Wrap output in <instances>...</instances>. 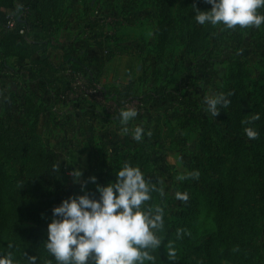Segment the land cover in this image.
I'll return each mask as SVG.
<instances>
[{"label": "rangeland", "instance_id": "374dc122", "mask_svg": "<svg viewBox=\"0 0 264 264\" xmlns=\"http://www.w3.org/2000/svg\"><path fill=\"white\" fill-rule=\"evenodd\" d=\"M120 2L121 7L124 8L134 4L150 11L147 13L149 21L154 23L158 31L161 29L163 33L166 32L165 39L168 43L174 42L179 37H185L196 26H200L195 21L194 6L203 11L211 8L206 0H121ZM260 11L264 12V9ZM171 27L173 31H170ZM204 27L207 30L206 45L198 55L188 54L184 45L165 47V54L172 57L169 67L172 68L170 65H174L178 70L171 77L172 79L170 78L168 87L169 74L166 71H164L165 77L161 76V83L158 86L150 83L147 74L144 78L139 76V82H146L145 87L149 84L153 88H146L144 94L136 100L138 88L130 86L124 98V107L137 110L138 115L127 125L130 131L123 132L117 138L111 134H104L100 121L90 124L82 110H77L76 118L71 119L68 110L64 111L67 108L62 105L57 106L60 100H57L55 95L48 92L39 93V76L30 66H25L20 78L19 75L10 74V76L0 71V119L5 125H10L13 130L19 131L20 124L28 119V116L20 117L18 114L21 109L17 105L20 94L23 98L24 95H29L33 104L37 105L39 100L46 103L41 143L47 162L55 166L58 171L51 182L53 190H56L61 197V202L71 196L83 194L81 185H86L89 195L98 199L97 184L104 186L114 182L116 173L126 161L140 167L146 179L153 182L157 189L163 190V196L159 191L153 192L152 200L146 202L153 210L160 205L164 217V226L157 233L163 244L152 252L156 258L154 264H233L235 258L230 237L226 234L233 232L234 228L229 229V225L234 222V218L227 212L219 218L215 210L209 207L205 195L208 192L207 187L215 179L219 186L218 192L224 201L223 205L232 202L235 208L240 204L244 182L241 177L232 182L229 173L231 159L227 152H224L223 147L219 151L216 148L217 141L225 133L221 123L223 119H228L227 111L212 117L205 110L203 103L205 96L220 92L227 94L228 77L239 75L246 91L251 93V97L243 101L247 117L259 113L260 119L264 122V105L258 108L252 107L253 99L258 95L259 84L264 81V25L259 29L241 28L236 35L230 34L226 29L222 30V26L214 27L206 24ZM156 34L155 37L158 38ZM127 53L128 56L125 55L118 66L127 65L126 59L130 57L129 52ZM8 61L12 64L10 59ZM113 67L114 62L112 70ZM160 69L161 66L159 71ZM172 81L175 84L174 88H171ZM14 82L17 83L18 88L9 91L11 83L13 87L15 86ZM19 84L22 85V90ZM26 84L34 91L29 92L30 88L27 89ZM10 92L12 94H9ZM52 96L56 98L55 102ZM54 106L59 109V115L48 110ZM35 107H29V115H33ZM252 109L254 112L251 111ZM103 119L102 121L105 122L106 116H103ZM136 126H141L146 133H155L158 137L145 135L144 139L137 142L132 138L131 132ZM120 127L123 131L124 126ZM253 127L257 129L256 125ZM67 134L70 135L63 137ZM201 156L203 158L198 168L196 164ZM193 170H199L198 179L177 180L178 175ZM2 171L1 189L9 199L15 188L16 172L5 163L2 164ZM75 171L82 173L78 180L72 175ZM205 174L209 176L208 179ZM91 176L97 178L95 184L89 182ZM196 180L201 187L197 192L192 186ZM176 191L187 192L188 201L176 200L174 196ZM180 214L184 215L183 233L191 244L187 249L176 250V256L172 258L168 256L166 249L175 235L172 225ZM254 221L256 235L247 251L253 258L251 264H264V216H256ZM220 222L222 231L226 235L222 236L219 232ZM10 225L7 223V230L0 238V254L7 253L5 244L10 233ZM16 231L22 242V251L14 260L15 264H28L29 257H35L36 264H56L46 249L43 251L37 246L39 233L35 232L32 217L23 212L22 218L17 222ZM40 240L44 245L47 240L46 229Z\"/></svg>", "mask_w": 264, "mask_h": 264}, {"label": "trees", "instance_id": "16d2710c", "mask_svg": "<svg viewBox=\"0 0 264 264\" xmlns=\"http://www.w3.org/2000/svg\"><path fill=\"white\" fill-rule=\"evenodd\" d=\"M35 3H28L27 6L36 10L38 7V16L36 21L47 27L54 28L59 26L66 16L67 0H35ZM21 9V8H20ZM14 7V0H0V58L16 57L17 59H31L33 68L39 76V66H44L49 71V76L54 74V68L50 61L49 55L46 53V42L39 40V32L27 31L31 28V20L27 16L21 14V10ZM211 9V8H210ZM9 15L14 18V27L6 28V20ZM50 29V28H49ZM239 26L234 30L226 29L230 34H235L240 30ZM165 30H167L165 28ZM157 45L155 51V64L159 70L163 57L166 55L165 47H175L184 45L186 50L193 55H198L204 50L206 45V34L204 25L196 26L192 32H189L185 37H179L174 42L168 43L165 39V31L156 29ZM172 30V27L170 29ZM37 37V38H36ZM65 66L59 70L64 73L67 84L59 86L54 91L57 97L59 93L64 95V92L71 90L70 82L71 75L66 73L67 69L73 72L80 70L76 61L68 56H65ZM5 67V64L3 65ZM66 73V74H65ZM233 71H231V74ZM231 75L228 77L227 91L232 93L228 99L232 105L227 108H221V114L227 111L228 119H223L222 127L225 131L224 136L217 141L216 146L219 151L224 148L231 159L230 175L232 182L236 178L241 177L243 184L242 198L240 204L234 208L232 202H228L226 206L223 204V199L218 192V184L214 179L211 185L207 187L208 192L205 195L208 198L209 207L215 210L219 218L227 212L234 218L229 229L233 232L226 233L230 237V242L233 245L235 258L233 264H251L253 258L250 257L248 249L256 235L255 218L256 216H264V122L259 119L251 125L242 124V121L248 120L247 111L243 106L244 99L251 97V93L246 91L245 86L240 81L239 75ZM44 85H52L51 77L43 78ZM256 85V83H254ZM53 89V88H52ZM264 81L259 84L258 95L253 99L252 107L258 108L264 105ZM34 91L30 87V91ZM51 91V90H50ZM52 92V91H51ZM23 103L19 111L20 117L28 116L23 123L20 124V130H13L10 125L0 119V238L4 236L7 230V223H10L7 241L5 248L7 253L10 251L13 254L14 260L18 258L22 251V242L16 231L17 222L22 218L23 212L33 218L35 223V232L39 233L40 250H45L40 238L47 230V224L52 218V209L61 203V197L56 190H53L52 180L58 173L55 166L47 162L44 147L41 143L42 127L44 125L45 110L42 104H33L29 95H24ZM29 96V97H28ZM65 97V96H64ZM67 97V96H66ZM66 98L62 99L65 100ZM31 106H36V110L29 115L28 109ZM254 112V109L251 110ZM31 113V112H30ZM32 116V117H31ZM31 117V118H30ZM235 117V119H233ZM30 123V125H27ZM256 125L260 135L256 140H250L244 133L246 126L253 127ZM151 137L157 138L158 135L151 133ZM201 136V134H200ZM201 146V150H202ZM198 158L196 166L200 168V160ZM9 165L16 172V183L9 199L2 192L1 179L3 177L2 164ZM207 179L208 175H204ZM52 181V182H51ZM193 188H201L196 180L192 184ZM8 201V203H7ZM7 203V204H6ZM160 207V205H157ZM184 226V215L180 214L172 225V231L175 233L169 246L175 250L187 249L190 246V241L184 233L181 237L177 236V229H182ZM219 232L221 235H226L222 231L221 222L219 223ZM13 247L9 248L8 245Z\"/></svg>", "mask_w": 264, "mask_h": 264}, {"label": "clouds", "instance_id": "9594fccd", "mask_svg": "<svg viewBox=\"0 0 264 264\" xmlns=\"http://www.w3.org/2000/svg\"><path fill=\"white\" fill-rule=\"evenodd\" d=\"M210 10H200L194 6L195 21L199 25L222 26L234 30L264 25V0H206ZM232 93L209 94L204 98L205 110L212 117L217 116L221 108H227ZM138 115L132 108L122 109L119 113L123 132L128 133L130 121ZM260 119V114L252 115L242 124L251 125ZM132 138L139 142L145 135H151L141 126L131 130ZM245 135L250 140L259 138L255 127L246 126ZM77 180L80 171L72 174ZM199 170H193L177 176V180L198 179ZM114 182L104 186L97 184L99 198L90 196L86 185H81L83 194L71 196L52 209V218L47 224V240L44 247L56 264H154L153 251L163 242L157 234L164 226L163 210L147 206L152 200L155 184L146 179L140 167L124 162L115 175ZM96 177H89L95 184ZM175 199L186 202L187 192L176 191ZM183 229H177L178 238ZM9 248L13 245L9 244ZM168 256L175 258L174 247H167ZM0 264H15L12 252L0 254ZM28 264H36L35 257L28 258Z\"/></svg>", "mask_w": 264, "mask_h": 264}, {"label": "crops", "instance_id": "0c3cea01", "mask_svg": "<svg viewBox=\"0 0 264 264\" xmlns=\"http://www.w3.org/2000/svg\"><path fill=\"white\" fill-rule=\"evenodd\" d=\"M120 1L67 0L66 16L59 26L51 28L47 27L46 24H44L45 26L39 24L35 28L39 32V40L46 42V53L49 55V61L56 68V72L49 76L48 69L44 66H39V93L48 92L54 96V91L58 90L59 86L67 84L64 73L59 69L65 66V56L70 57L80 67L78 71H83L86 79L98 85L99 93L95 97L86 96L78 100L72 99V97L66 98L65 100H60L61 102H57V106L62 105L67 108L64 111L68 110L69 114H71L69 115L71 119L76 118L77 110H82L85 114L84 117L90 124L100 121L104 134H111L115 138L123 133L120 127L122 125L118 119L120 111L126 109L124 107V98L125 95L127 96L130 86L132 85L131 88H138V96H135L136 100L144 94L147 90L146 88H153L149 84L145 87L146 82H139L140 77L144 78L147 74L150 83L158 86L161 83L160 78L165 77L164 71H166L169 74H166L168 87L170 78L178 71L174 65H170L172 68L168 65L171 62V55L164 56L160 64V71L157 69L155 64L156 27L147 17V13L150 11L143 9L139 5L134 6V4H130L125 8L122 6V8ZM28 2L35 3L36 1L14 0V7L20 9L21 6ZM105 14L120 15L118 17L121 20V24L113 32L110 31L109 25L103 24L102 16ZM37 16L38 7L31 12L30 18L36 21ZM127 52H129L131 57H126L128 58L126 59L128 60L127 65L118 66L120 62L122 63L124 56H128ZM187 53L193 55L192 53ZM9 59L12 64L9 63ZM113 62L114 67L112 70ZM4 64L5 67L3 66ZM27 65L34 70L31 59L0 58V71H4L9 75H19V78ZM48 77L52 78L53 84L45 86L43 78ZM130 78H132L131 81ZM16 82H14V87L13 83L10 84L9 91L18 88ZM172 82L171 88H174V81ZM19 88L20 90L23 89L21 84H19ZM29 88L30 85L27 86V89ZM141 90H143L142 93L140 92ZM9 94L12 93L10 92ZM53 96L52 98H54L55 102L56 98ZM22 99L23 96L20 94L17 105H22ZM39 104H42L43 108L46 109L45 102L39 100ZM48 110L56 113L55 115L60 113L56 106ZM61 115L63 117V114ZM103 116H106L105 122L102 121ZM69 135L67 134L63 137L66 138Z\"/></svg>", "mask_w": 264, "mask_h": 264}, {"label": "built area", "instance_id": "2783aa9c", "mask_svg": "<svg viewBox=\"0 0 264 264\" xmlns=\"http://www.w3.org/2000/svg\"><path fill=\"white\" fill-rule=\"evenodd\" d=\"M29 3V2H28ZM24 4L21 6V14L28 17L29 20H31V12L33 9L29 8L27 4ZM103 24L110 26V31L113 32L116 27H118L121 24V20L118 16L113 14H105L102 16ZM7 29H12L14 27V18L12 15H9L7 17V20L5 22ZM31 28H28L27 31H36L35 28L39 26L37 21L31 20ZM66 73L71 75V82H70V88L71 90H67L64 92V95L59 93L57 98L59 100H62L64 98H69L70 96L72 99L78 100L82 99L86 96H96L99 93V87L98 85L85 78V75L83 74V71L79 72H73L70 69L66 70ZM65 96V97H64ZM67 96V97H66Z\"/></svg>", "mask_w": 264, "mask_h": 264}]
</instances>
